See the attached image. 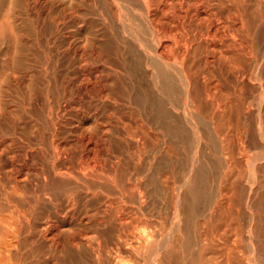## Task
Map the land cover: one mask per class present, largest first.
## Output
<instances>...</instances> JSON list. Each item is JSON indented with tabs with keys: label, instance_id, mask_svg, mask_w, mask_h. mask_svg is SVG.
Instances as JSON below:
<instances>
[{
	"label": "bare ground",
	"instance_id": "bare-ground-1",
	"mask_svg": "<svg viewBox=\"0 0 264 264\" xmlns=\"http://www.w3.org/2000/svg\"><path fill=\"white\" fill-rule=\"evenodd\" d=\"M60 1L102 23L81 49L117 71L79 151L55 122H2L0 264H264V0ZM39 84L48 110L74 104Z\"/></svg>",
	"mask_w": 264,
	"mask_h": 264
},
{
	"label": "rangeland",
	"instance_id": "rangeland-1",
	"mask_svg": "<svg viewBox=\"0 0 264 264\" xmlns=\"http://www.w3.org/2000/svg\"><path fill=\"white\" fill-rule=\"evenodd\" d=\"M54 1H55V4L46 5L43 3V0H34V1L27 0V3L30 2V5L28 4L29 5L28 8L22 6V8H25V9L23 10L21 8L22 9V10L20 9L21 11L12 10V5L10 4L12 0H5V2H3V4L0 6V44H1L0 49H2L0 51L1 53L0 54L1 55L0 56V67H1L0 75H2L0 76V102H1V105H0L1 107L0 123L1 124L0 126H3L4 123L8 121L9 117L10 116L13 117L14 115H16V117L18 118V121H20L21 123L34 124V123H37L40 119H41L39 122L40 124L44 122L50 123V121H52L53 123L55 122L61 125L62 127L61 132L63 134L60 132V138L64 136L63 138L65 140L68 139L66 140L67 142H65V140L62 138L65 144L68 143L70 144L71 147H73V149L79 151L82 148L80 147L78 148L79 145H77L76 143L77 137L75 135L76 134L75 131L77 129V126L81 125L82 121L80 120H82L83 117H88L90 115L89 117L93 118L91 115L95 114L94 108L96 104L95 102L96 97L94 96V92L92 91V88H93L92 85L96 78L97 79L103 78L107 82H110L111 79L114 77V73L117 70L109 62L108 63L104 62L103 64L95 62L93 59L89 57V55H84L81 49V42L84 40V38L87 37L89 33H96V34L102 33V31L100 30V29H103L102 23L100 21H97L96 18H94L95 19L94 20L93 17H90L88 15L85 16V14H83V11H81L80 9L76 11L77 13L76 12L74 13V11H71V10H66L65 13H63L62 12L63 9L61 7V1L60 0H54ZM78 5H80L79 2H78ZM12 15L15 19L12 17ZM81 23L83 25H80ZM103 32L106 33V31L104 30ZM10 43L14 44L12 45L13 48L10 45ZM35 43L37 44V46L35 45ZM15 44L16 45L19 44L20 48L17 46L16 47L17 49L15 48V50L13 51ZM40 47H42L43 49ZM23 48H25L26 50ZM21 49L24 51V53L22 52V54L25 55V59L23 60H26L24 62H25L26 68L28 67L26 70L29 73L25 72V70L21 71V73L16 74L17 75L16 82H14L12 81V79H9L8 77L10 76V70L7 69L8 68L7 65L9 64L10 66V62L12 59L11 57L14 55L15 51L18 50V52L15 53L17 54L21 51ZM41 49L44 51L41 52ZM6 51L9 53V55L8 53H6ZM11 51L13 52V55ZM25 51L26 53L31 52L30 53L31 55H29L28 53L26 55ZM4 53H6L7 57ZM39 53L41 56L44 55L46 57L44 58L41 57ZM45 53H47L48 55H46ZM10 55H11L10 57L11 59H9ZM39 57L41 58V60L43 59L41 62H39L40 61ZM47 59L49 63L47 62ZM3 62L5 63V65L2 64ZM41 67H42V70H41ZM2 68H3V71H2ZM39 73H41V75ZM51 74H52V77L50 76ZM19 77H20V80H18ZM7 78L12 82H10ZM39 79H43V80H39ZM48 81H49L48 85L51 83L49 85L50 88H47ZM41 82L43 83V86H41L42 90H45L47 88L51 92L48 96L50 103L51 102L53 103L54 97L56 96L55 90H57V92H59L60 95L62 91L65 90L66 91V92L64 91L65 97L69 98L70 96L71 99L74 100V104L72 106H69L67 102H65L64 104L62 99L60 101L61 97L59 98V96L57 95L58 96L57 100L59 102L57 101L56 103H60L61 109L57 110L56 108H52L50 106L51 108L50 110H48L47 109L48 106L46 104L47 102L45 100L46 97H44L43 94L42 95L35 94L38 91L37 89L40 87L39 83ZM32 86L34 87L33 92H31ZM24 95H26V97ZM23 96L25 99L27 98V100H25ZM30 96H32L33 98L31 97L30 99ZM38 96L39 98H41V100L37 98ZM12 102L14 106L13 104H10ZM20 105L22 106L23 109H25V111L21 109ZM39 110H41L42 112ZM49 112L52 114H50ZM122 112H123V117H124L125 113L124 111ZM101 113H102L101 115L103 116L104 111H102ZM115 113H116V110H115ZM80 116H82V118ZM44 119L45 121H42ZM4 120L6 121L4 122ZM2 122H3V125H2ZM92 124L93 123L91 121L89 124L85 125V127H88V126L91 127ZM113 126L118 129V125H116L115 123L113 124ZM0 138H1L0 142H2L6 140L5 138L7 137H3V135L0 133ZM153 140L156 141L157 137ZM153 140H151L150 142L151 144V147H149L150 149L156 147L155 144L152 143ZM160 142L162 144V141ZM152 144H153V147H152ZM157 144L160 145L159 142ZM147 145L149 146V143L146 144V150H149L147 148L148 147ZM17 148L18 147L14 146L13 150L14 151L16 150L15 152L18 153V155L19 154L21 155L25 148L20 147L18 152H17L18 150ZM182 152H184L186 155L189 156V154L186 153V151L182 150ZM20 158L21 157H19V159ZM212 183H211L212 184L211 189L213 188V190H215L216 184L214 182Z\"/></svg>",
	"mask_w": 264,
	"mask_h": 264
}]
</instances>
